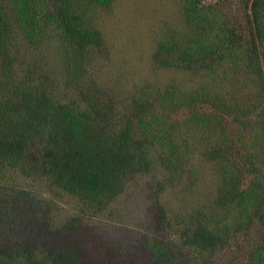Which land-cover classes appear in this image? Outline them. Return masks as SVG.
<instances>
[{
	"label": "trees",
	"instance_id": "trees-1",
	"mask_svg": "<svg viewBox=\"0 0 264 264\" xmlns=\"http://www.w3.org/2000/svg\"><path fill=\"white\" fill-rule=\"evenodd\" d=\"M116 1L0 0V204L10 172L97 215L154 175L161 232L144 239L143 263L120 241L84 239L72 218L55 241L40 229L0 247V264H264V0H175L179 25L162 28L150 61L180 79L124 96L94 68ZM169 191L186 209L166 205Z\"/></svg>",
	"mask_w": 264,
	"mask_h": 264
},
{
	"label": "rangeland",
	"instance_id": "rangeland-1",
	"mask_svg": "<svg viewBox=\"0 0 264 264\" xmlns=\"http://www.w3.org/2000/svg\"><path fill=\"white\" fill-rule=\"evenodd\" d=\"M174 1H116L111 10L112 16L105 21L103 26L105 46L109 50L105 59L106 63L103 68L94 66L101 73L99 74L100 83L105 86V90L121 91L119 93L124 96L134 86L149 80L158 81L164 85L172 80L180 79L172 71H154L150 61L158 33L162 28L179 25L177 23L180 14ZM53 47L51 44L35 50H42L43 55L46 49L52 52ZM30 51L32 54V49ZM50 65L55 81L60 82L61 86L65 82L64 74L61 75L65 62L56 54L50 60ZM60 86L58 87L61 90ZM203 171L205 174H211L209 169H203ZM9 174L11 175L9 181L3 187L10 189L8 193L15 202L7 198L0 204V247L2 250L7 244H11L10 249L17 240L27 244L28 238L31 239L40 229H45L46 232L53 230L50 241H55L54 238L57 237L62 224L71 222L70 219L74 218L72 225L76 223L79 227L84 226L88 232L80 229L84 233L83 237L79 232L72 230L70 232L72 235L87 239L86 237L92 233L97 239H105L102 242L107 246V241H120L123 250L129 249L130 253L133 252L142 257L143 263L146 262L145 256L142 255L148 253L149 249L143 241L146 237L159 235L162 226V221L158 219V211L153 207L150 198L154 175L131 180L125 192L114 204L97 215L82 212L80 201L77 198L60 190L54 193L47 187L48 182L43 177L40 182L32 183L17 172ZM164 202L175 210L181 207L186 209L183 206L190 203L174 191L165 194ZM40 206L45 209H41ZM104 243H99V247ZM38 251L39 248H36L33 253L37 255Z\"/></svg>",
	"mask_w": 264,
	"mask_h": 264
}]
</instances>
